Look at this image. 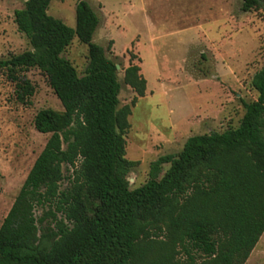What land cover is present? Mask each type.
<instances>
[{"label":"trees","instance_id":"trees-1","mask_svg":"<svg viewBox=\"0 0 264 264\" xmlns=\"http://www.w3.org/2000/svg\"><path fill=\"white\" fill-rule=\"evenodd\" d=\"M23 1L13 22L29 49L0 61V70L22 105L34 94L25 74L38 70L63 111L33 118L49 137L0 225V264H245L264 232V67L236 128L188 138L130 190L123 135L136 98L118 109L116 65L92 41L97 15L78 0L72 29L47 14L50 0ZM263 1L243 0L241 11ZM74 38L87 48L81 77L61 57ZM139 72L130 65L123 77L137 98L146 87ZM62 166L71 173L65 189ZM37 208L54 230L39 233Z\"/></svg>","mask_w":264,"mask_h":264},{"label":"rangeland","instance_id":"rangeland-1","mask_svg":"<svg viewBox=\"0 0 264 264\" xmlns=\"http://www.w3.org/2000/svg\"><path fill=\"white\" fill-rule=\"evenodd\" d=\"M77 1L50 0L47 14L73 29ZM84 1L99 20L93 43L119 66L118 109L136 98L123 135L124 158L134 164L126 176L130 190L148 181L152 162L178 154L188 138L236 128L243 104L256 100L250 83L264 67L263 2L242 12L243 0ZM23 2L0 0V61L29 49L13 22V13ZM61 57L79 77L83 75L86 46L74 38ZM130 65L139 67L146 82L141 98L124 83ZM25 76L34 94L22 105L13 96L6 72L0 70V225L49 137L34 130L35 114L43 109L63 111L38 70ZM167 169L161 167L160 177ZM61 171L65 189L71 173L65 166ZM46 213L35 210L39 233L54 230L55 222ZM245 264H264V232Z\"/></svg>","mask_w":264,"mask_h":264},{"label":"water","instance_id":"water-1","mask_svg":"<svg viewBox=\"0 0 264 264\" xmlns=\"http://www.w3.org/2000/svg\"><path fill=\"white\" fill-rule=\"evenodd\" d=\"M263 4H264V1H263ZM115 67H116V70H118V69H119V66H118V65H116Z\"/></svg>","mask_w":264,"mask_h":264}]
</instances>
